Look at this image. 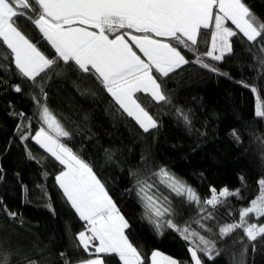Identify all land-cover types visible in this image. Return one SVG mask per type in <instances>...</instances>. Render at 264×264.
<instances>
[{
    "label": "snow or ice",
    "instance_id": "snow-or-ice-1",
    "mask_svg": "<svg viewBox=\"0 0 264 264\" xmlns=\"http://www.w3.org/2000/svg\"><path fill=\"white\" fill-rule=\"evenodd\" d=\"M234 37L249 42V52L256 47L264 54V21L244 0H0V48L6 46L0 51V61H7V65L0 62V71L7 76L14 67V75L29 84L28 96L36 109L33 115L39 121L38 130L33 133L32 118L16 112L9 102V114L21 121L15 136L25 146L28 159H37L27 148L26 142L31 140L57 162L58 171L51 173L54 185L83 222L82 230L73 237V249L82 250L87 258L74 259L61 252V264H105V257L111 256L118 258L121 264H146V256L130 240L127 234L129 222L105 182L93 165L82 157L81 150L70 146L73 132L67 130L50 110L45 88L51 75L63 74L61 62L64 66L71 64L81 74H89L120 112L131 118L143 132L149 133L157 129L159 123L140 102L141 98L171 105L165 78L190 63L231 79L228 73L205 59L222 62L225 54L233 52ZM41 42L54 50L51 57L39 46ZM200 42L207 45L203 52L197 47ZM184 50L195 58L190 61ZM253 55L259 65L257 77L264 75V55ZM10 79H0V89L11 88L16 93H23L21 85L11 84ZM237 83L257 93L255 86ZM175 115L191 132L190 110L175 107ZM254 115L264 118V103L260 102L259 96ZM229 135L239 143L235 129ZM141 159L146 161L147 158L142 156ZM2 173L0 167V179ZM40 174L45 180L50 175L46 170ZM128 177L131 186L125 193H135L143 210L142 218L154 226L158 235L162 236L167 229L181 236L192 264H203L200 254L208 260L220 255L216 241L198 229L211 232L204 223L214 218L209 206L215 209L218 204H225L229 197L241 198L239 189L223 187L217 190L210 186V198L201 200L193 187L164 165L155 170L147 164L139 171L130 169ZM240 179L243 182L244 178ZM158 185H163L169 194L182 198L186 204L195 205L197 217L183 225L175 222L178 213L169 196L159 191ZM257 185L259 194L251 199L249 206L239 210V222L219 228L221 239L237 229H243L249 242L264 237V223H249L247 219L250 214L257 221L264 217V177L258 179ZM37 189L49 201L46 206L55 215L46 185L38 184ZM24 191L27 192L26 186ZM0 205L7 217L17 221L18 214L4 205L2 197ZM19 223L23 225L24 221L20 219ZM193 223L198 229L192 227ZM70 227L66 223L65 231H70ZM37 251L43 250L37 248ZM13 258L15 264L23 261L47 264L46 259L39 262L29 259L19 246L13 247L10 236H0V264H13ZM147 261L148 264H187L158 250H153Z\"/></svg>",
    "mask_w": 264,
    "mask_h": 264
},
{
    "label": "trees",
    "instance_id": "trees-1",
    "mask_svg": "<svg viewBox=\"0 0 264 264\" xmlns=\"http://www.w3.org/2000/svg\"><path fill=\"white\" fill-rule=\"evenodd\" d=\"M244 2L264 21V0ZM31 35L35 36V33ZM232 44V54H226L222 62L205 59V62L228 73L231 79L190 63L170 74V78H165L171 105L141 98L140 102L159 123V127L149 133L143 132L111 103L110 96L96 79L75 71L71 64L64 66L61 62L63 74H52L45 88L50 110L67 130L73 132L70 146L81 150L82 157L93 165L105 182L128 220L130 228L127 234L134 246L145 254L146 264L153 250L192 264L183 238L167 229L162 236L158 235L154 226L142 218L143 210L135 193H125V189L131 186L129 170H142L146 164L152 170L160 165L167 166L193 187L201 200L210 198V186L217 190L223 187L239 189L241 198L229 197L225 204H218L215 209L209 206L214 218L204 223L211 232H204L192 224L207 238L215 240L216 247L221 249L214 260H208L203 254H200L201 259L203 264H264V237L249 242L243 229H237L223 239L219 235L221 226L239 222V210L249 206L251 199L258 196L257 181L264 177V118L254 115L257 96L264 103V75L257 77L259 65L253 55L264 54L256 47L249 52L250 43L242 39L234 37ZM39 46L50 57L53 55L54 50H50L46 43L41 42ZM197 47L203 52L207 45L200 42ZM5 49L3 46L0 51ZM184 54L190 61L195 58L187 50ZM0 62L7 65V61ZM14 72V67L7 76L0 71V79L11 77L10 83H19L24 90L16 93L11 88L6 91L0 89V167L3 168L0 197L10 211L18 214V219L14 222L0 210V236H10L13 247L19 246L29 259L38 262L46 259L47 264H61V252L74 259L87 258L82 250L73 249V237L82 230L83 222L54 185L51 173L58 171L57 162L31 140L26 142L27 148L37 159H28L25 146L15 136V129L21 121L9 114V102L16 112L32 118L33 133L38 130L39 121L33 115L36 109L28 96L29 84L22 82ZM238 81L255 86L257 93ZM175 107L190 110L191 132L177 120ZM233 129L239 136V143L229 135ZM142 156L147 158L146 161L141 159ZM42 170L50 173L46 180L41 177ZM38 184L46 185L55 215L46 206L49 201L37 189ZM158 187L161 193L169 196L178 213L175 222L183 225L197 217L195 205L186 204L182 198L169 194L163 185ZM2 207L0 205V209ZM20 219L24 221L23 225L19 223ZM247 219L249 223H264V217L257 221L250 214ZM66 223L71 226L68 232L65 231ZM37 248L43 251L38 252ZM22 264H27V261ZM105 264L121 262L111 256L105 257Z\"/></svg>",
    "mask_w": 264,
    "mask_h": 264
},
{
    "label": "crops",
    "instance_id": "crops-1",
    "mask_svg": "<svg viewBox=\"0 0 264 264\" xmlns=\"http://www.w3.org/2000/svg\"><path fill=\"white\" fill-rule=\"evenodd\" d=\"M127 38V37H126ZM103 255V254H102Z\"/></svg>",
    "mask_w": 264,
    "mask_h": 264
},
{
    "label": "rangeland",
    "instance_id": "rangeland-1",
    "mask_svg": "<svg viewBox=\"0 0 264 264\" xmlns=\"http://www.w3.org/2000/svg\"><path fill=\"white\" fill-rule=\"evenodd\" d=\"M226 55V54H225Z\"/></svg>",
    "mask_w": 264,
    "mask_h": 264
}]
</instances>
